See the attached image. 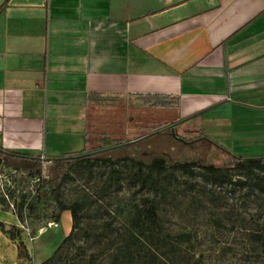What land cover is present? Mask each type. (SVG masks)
Instances as JSON below:
<instances>
[{
	"label": "crops",
	"instance_id": "0c3cea01",
	"mask_svg": "<svg viewBox=\"0 0 264 264\" xmlns=\"http://www.w3.org/2000/svg\"><path fill=\"white\" fill-rule=\"evenodd\" d=\"M90 92L142 109L139 94L174 96L179 106L161 109L184 135L264 157V0H0V146L45 159L82 151L105 108ZM62 220L63 239L69 211L55 228ZM0 221L21 225L1 205ZM17 263L0 230V264Z\"/></svg>",
	"mask_w": 264,
	"mask_h": 264
},
{
	"label": "rangeland",
	"instance_id": "374dc122",
	"mask_svg": "<svg viewBox=\"0 0 264 264\" xmlns=\"http://www.w3.org/2000/svg\"><path fill=\"white\" fill-rule=\"evenodd\" d=\"M94 115V114H92ZM97 118L90 116L95 129L110 132L114 137L133 139L142 135V125L153 122H170L172 114L161 108L138 107L130 101L119 100L115 105L98 111ZM175 132L182 136L188 132V125L175 126ZM173 128V129H174ZM92 134L89 135L91 139ZM93 145V143H91ZM217 147V146H216ZM210 142H185L180 137L170 134H155L142 138L133 144L114 148L105 152L101 157L134 156L147 160L153 155L164 156L168 160L189 159L199 162H214L223 164L227 158L223 152ZM83 148V145L80 147ZM50 162L41 163L43 175L48 174ZM103 167L93 166L90 173L83 168L73 169L71 179L61 189V198L67 202L86 198L93 201L83 212L82 219L75 231L74 245L71 248L62 247L66 257L72 258L77 247L84 248L80 257L74 261L81 264L91 253H96L98 244L85 232L90 226L99 225L108 215L113 216V225L123 231L122 224L126 217L130 201L137 199L133 194V187L124 181L117 189L110 188L109 192L98 199L102 186L101 171ZM0 175L3 181L15 184L18 193H28L34 189L37 177L31 176L25 169H12L0 165ZM181 191L174 192V197L167 199L161 211L165 227L174 234L186 232L191 235L188 244L183 246L182 256L175 264H264V192L259 193L246 185H223L222 187L203 184L200 178L189 179L181 174L177 175ZM237 179L234 176L233 180ZM188 182L194 184L188 189ZM187 183V184H186ZM186 186V187H185ZM32 209H27L22 215L23 225L28 231L19 226L22 231L20 238L29 251L28 259H18L20 264H39L52 255L62 240L65 224L62 220L57 228L46 227L48 222L54 221L57 211L52 198L36 200L32 198ZM119 208V210H115ZM3 209L11 210L10 207ZM123 209V211L121 210ZM107 210L108 214L104 211ZM64 219V216H63ZM43 229V236L38 237V228ZM53 227V226H51ZM12 232H16L12 230ZM260 236L258 240L250 237V233ZM98 264H106L107 254L97 260Z\"/></svg>",
	"mask_w": 264,
	"mask_h": 264
},
{
	"label": "trees",
	"instance_id": "16d2710c",
	"mask_svg": "<svg viewBox=\"0 0 264 264\" xmlns=\"http://www.w3.org/2000/svg\"><path fill=\"white\" fill-rule=\"evenodd\" d=\"M138 100L146 107L172 109L179 106L178 98L165 94H139ZM120 100L118 96L103 95L96 92L87 94V101L94 106L109 107ZM174 121L153 122L141 126L143 134L133 139L114 137L110 132L94 129L92 138H86V146L77 153L62 157L48 158L50 162L48 174L43 175L39 157L27 153L6 150L0 146V165L8 168L25 169L31 176L37 177L34 189L28 193H18L15 184L13 189L8 188V200L0 195L1 207H10L22 224V215L32 207V198L46 200L52 198L56 203L57 211L54 223H58L63 211H69L71 216V229L63 237L51 256L39 264H77L74 257L84 254L82 247H77L74 257L68 258L62 247L71 248L74 245L75 231L82 219L84 210L94 202L86 198L67 202L61 198V189L71 179V171L83 168L90 173L93 166L103 167L101 171L102 186L98 199L106 195L110 188H119L124 181L133 187V194L138 196L129 202L126 217L119 227L113 225V216L108 215L99 225L90 226L85 232L95 244L100 246L96 253H91L81 264H98V258L107 254L106 264H175L177 258L182 256L183 246L188 244L191 235L186 232L170 233L165 227V219L161 214L167 199L174 197V192L181 191L177 175L187 176L189 179L200 178L203 184L216 187L223 185H246L259 193L264 192V157H240L233 155L223 148L227 158L223 164L214 162H199L196 160L181 159L168 160L161 155H153L147 160L134 156L101 157L114 148L133 144L134 142L155 134H170L183 140L201 143L204 140L211 142L201 134L195 136L178 135L175 132ZM174 128V129H173ZM93 143V145H91ZM214 144V143H213ZM234 176L237 179L233 180ZM187 184V183H186ZM188 189L194 184L188 182ZM186 187V186H185ZM119 210V208L115 209ZM123 211V209H121ZM108 214V211H104ZM39 229V228H38ZM0 230L17 242L18 259H28L29 251L20 238L22 231L19 227L10 225L7 229L0 221ZM15 230L16 232H12ZM251 238H260L256 233L249 234ZM31 256V254H30ZM20 264V263H17ZM181 264H188L182 262Z\"/></svg>",
	"mask_w": 264,
	"mask_h": 264
},
{
	"label": "built area",
	"instance_id": "2783aa9c",
	"mask_svg": "<svg viewBox=\"0 0 264 264\" xmlns=\"http://www.w3.org/2000/svg\"><path fill=\"white\" fill-rule=\"evenodd\" d=\"M39 159H40L41 163L46 162L44 156H40ZM36 181H37V178H36ZM13 187H14L13 183L10 180L9 181H3L2 177L0 175V195L1 196L5 197L8 200L9 199L8 198V188L13 189ZM10 207L13 208V205L11 203H10ZM57 225H58L57 223L48 222L46 227H51V226L56 227ZM20 227H22L28 231L27 226H24L23 224H21ZM46 227L39 228V231H43V229Z\"/></svg>",
	"mask_w": 264,
	"mask_h": 264
},
{
	"label": "water",
	"instance_id": "95a60500",
	"mask_svg": "<svg viewBox=\"0 0 264 264\" xmlns=\"http://www.w3.org/2000/svg\"><path fill=\"white\" fill-rule=\"evenodd\" d=\"M181 140H183V139H181ZM183 141L187 142L186 140H183Z\"/></svg>",
	"mask_w": 264,
	"mask_h": 264
}]
</instances>
